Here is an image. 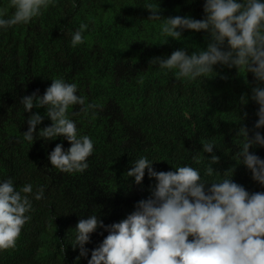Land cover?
<instances>
[{
  "label": "trees",
  "instance_id": "obj_1",
  "mask_svg": "<svg viewBox=\"0 0 264 264\" xmlns=\"http://www.w3.org/2000/svg\"><path fill=\"white\" fill-rule=\"evenodd\" d=\"M0 0V264H264V0Z\"/></svg>",
  "mask_w": 264,
  "mask_h": 264
},
{
  "label": "clouds",
  "instance_id": "obj_2",
  "mask_svg": "<svg viewBox=\"0 0 264 264\" xmlns=\"http://www.w3.org/2000/svg\"><path fill=\"white\" fill-rule=\"evenodd\" d=\"M237 0H222L219 4V8L216 14V19L214 22L215 31H214V39L216 40L220 37L226 30V21L228 19V14L226 13L225 9L232 6Z\"/></svg>",
  "mask_w": 264,
  "mask_h": 264
}]
</instances>
